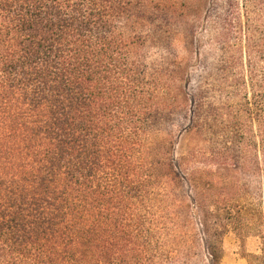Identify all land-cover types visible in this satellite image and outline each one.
<instances>
[{
  "label": "trees",
  "instance_id": "16d2710c",
  "mask_svg": "<svg viewBox=\"0 0 264 264\" xmlns=\"http://www.w3.org/2000/svg\"><path fill=\"white\" fill-rule=\"evenodd\" d=\"M263 198L264 0H0V264H264Z\"/></svg>",
  "mask_w": 264,
  "mask_h": 264
},
{
  "label": "rangeland",
  "instance_id": "374dc122",
  "mask_svg": "<svg viewBox=\"0 0 264 264\" xmlns=\"http://www.w3.org/2000/svg\"><path fill=\"white\" fill-rule=\"evenodd\" d=\"M187 143H188V135L184 133L178 142L177 145V153L179 155H183L186 153L187 150ZM260 203V210L263 222V229H264V198L259 201ZM258 244L257 238L250 237L247 241V250L253 251L256 249ZM224 248V255L221 261V264H246V260L242 256V248H241V241L235 233H230L227 235L223 242ZM200 264H207L206 254L203 253L201 256Z\"/></svg>",
  "mask_w": 264,
  "mask_h": 264
}]
</instances>
